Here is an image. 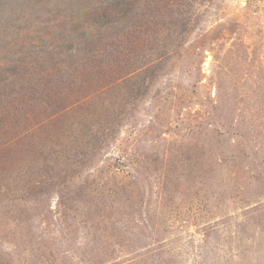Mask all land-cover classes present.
<instances>
[{"label":"rangeland","instance_id":"rangeland-1","mask_svg":"<svg viewBox=\"0 0 264 264\" xmlns=\"http://www.w3.org/2000/svg\"><path fill=\"white\" fill-rule=\"evenodd\" d=\"M9 1L0 264H264V0Z\"/></svg>","mask_w":264,"mask_h":264},{"label":"trees","instance_id":"trees-1","mask_svg":"<svg viewBox=\"0 0 264 264\" xmlns=\"http://www.w3.org/2000/svg\"><path fill=\"white\" fill-rule=\"evenodd\" d=\"M26 4V3H25ZM12 6H11V1H9V0H0V13H2L4 16H7V17H10L11 15H10V12H12ZM86 13V11H84L83 12V14H85ZM20 16V14L19 15H17V17H19ZM25 21H27V20H29V19H27V18H25L24 19ZM93 20H95V19H93ZM93 20H92V23H93ZM39 22V21H38ZM91 23V25L89 26V32H88V34L91 32V30L93 29V27H92V24ZM85 36H87V35H85ZM60 39V38H59ZM61 41L64 43V42H66V41H69V40H67V39H64V38H61ZM77 51H79V50H77ZM142 52V51H141ZM72 54H75L74 52L73 53H68L66 56L70 59V57H72ZM83 56H85V58H87V57H89V55H88V52L87 53H85ZM81 59V57H79L78 58V61ZM157 59V61H156V63L154 62L153 64H150L149 65V68L147 69V70H142V72H145L146 73V75L145 76H149V75H151L152 74V72H154L153 70H154V68L155 67H158V66H156L157 65V63L159 62V59L160 58H156ZM69 62V61H68ZM146 62V61H145ZM73 63H75L76 64V60L74 61V62H72V60H71V64H69L68 65V67H71V65L73 64ZM142 63V62H141ZM144 63V62H143ZM5 64L6 63H3L2 65L0 64V74H4V67L3 66H5ZM79 64H80V62H79ZM93 67H94V64L92 65ZM74 67V66H73ZM73 67H72V69H73ZM90 67H91V65H90ZM140 67V66H139ZM69 69V68H68ZM70 70V69H69ZM71 72H72V74H74V72L75 71H72V70H70ZM66 74H68V72H65L64 73V71H59V73H58V81H57V79H56V81H53L54 83H55V85H57L58 83H61L62 81H64V79H63V77L62 76H65ZM69 76H71V74L69 75ZM136 83V85L138 86V88H137V90L139 89L141 92H142V89H141V84L137 81V82H135ZM60 86V85H59ZM134 88H135V84H134ZM140 92V93H141Z\"/></svg>","mask_w":264,"mask_h":264}]
</instances>
